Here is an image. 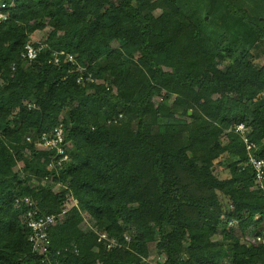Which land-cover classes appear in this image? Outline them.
<instances>
[{"label": "trees", "instance_id": "1", "mask_svg": "<svg viewBox=\"0 0 264 264\" xmlns=\"http://www.w3.org/2000/svg\"><path fill=\"white\" fill-rule=\"evenodd\" d=\"M0 3V264L262 263L251 237L264 197L236 126L264 158V63L251 53L264 0ZM28 42L41 46L32 62ZM66 55L94 82L77 83ZM55 128L63 162L37 147ZM23 197L56 217L43 254ZM94 229L126 248L106 250Z\"/></svg>", "mask_w": 264, "mask_h": 264}, {"label": "built area", "instance_id": "2", "mask_svg": "<svg viewBox=\"0 0 264 264\" xmlns=\"http://www.w3.org/2000/svg\"><path fill=\"white\" fill-rule=\"evenodd\" d=\"M8 17V13L5 11V5L0 3V22L5 21ZM35 43L28 42L24 46V54L22 57L26 59L27 62H32L40 50L41 46H35ZM65 61L71 62V64L76 65L75 59L71 55H66ZM54 62L58 63V59L54 58ZM79 76L77 78V83H91L94 82V78L90 73L86 72L85 67L77 66ZM27 108L30 109L33 105L26 104ZM236 132L240 134L245 148L248 152V162L251 166L254 180L256 181V187L261 192L262 197H264V158L255 156L254 152L257 146L251 142L247 137L248 129L240 124L236 126ZM29 141V138H26ZM63 143V131L61 128H55L53 130V135L41 134L40 140L37 143L38 148L55 149V156L59 155L60 159L58 162H63L68 159V154L65 152L68 147L67 144ZM62 144V145H61ZM46 178V177H45ZM66 205L64 208H70L71 206H76L77 202L69 193L66 197ZM16 202L22 203L25 207L24 213V223L30 230L29 241L32 243V251L38 254H43L49 249L50 241L47 236V229L52 226L56 217L54 214L41 215L37 209V202L31 197H23L17 199ZM64 209L61 213L66 212ZM257 220H260L257 225V233L255 236L251 237L252 243L256 244L262 250H264V221L259 216H256ZM232 223L229 222L228 227H231ZM97 234V243H102L106 250L126 248V245L119 243L114 238H109L106 233L99 232L98 229H94ZM128 241V238H126ZM264 264V258H262V263Z\"/></svg>", "mask_w": 264, "mask_h": 264}, {"label": "rangeland", "instance_id": "3", "mask_svg": "<svg viewBox=\"0 0 264 264\" xmlns=\"http://www.w3.org/2000/svg\"><path fill=\"white\" fill-rule=\"evenodd\" d=\"M42 37V33H35V35H33L31 37L32 40H38L39 38ZM251 53L254 55L255 61L259 62V63H264V40L259 41L257 44L254 45V47H252L251 49ZM188 114H190V112H188ZM215 171L217 173H219V176L221 178L227 177L228 173L227 171H219L217 168H215ZM221 201L224 202H228L227 199L223 198L221 195L220 197ZM224 209V208H222ZM157 258V251L155 249V243H150L149 244V261L153 262L155 259Z\"/></svg>", "mask_w": 264, "mask_h": 264}]
</instances>
